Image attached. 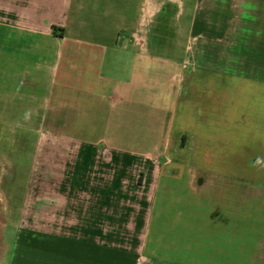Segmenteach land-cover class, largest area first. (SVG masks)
<instances>
[{"label": "crops", "instance_id": "1", "mask_svg": "<svg viewBox=\"0 0 264 264\" xmlns=\"http://www.w3.org/2000/svg\"><path fill=\"white\" fill-rule=\"evenodd\" d=\"M196 2L0 0V130L65 215L41 264H264V74ZM175 18L198 43H160Z\"/></svg>", "mask_w": 264, "mask_h": 264}, {"label": "rangeland", "instance_id": "2", "mask_svg": "<svg viewBox=\"0 0 264 264\" xmlns=\"http://www.w3.org/2000/svg\"><path fill=\"white\" fill-rule=\"evenodd\" d=\"M186 1L185 10H188L194 0ZM195 1L194 8L201 18L192 25L206 29V41L219 38L236 45L241 74L246 75L251 70H255V74H264L263 62H258V58L256 66L248 65L255 54L258 57L264 55V0ZM187 22L182 18L161 20L160 43H198L199 34L177 33L183 30L182 27L187 28ZM222 28L225 34H210ZM39 155L40 146H35L30 139L27 141V132L0 130V264H41L42 235L63 231L61 224L65 215L57 209L61 196L54 193V179L48 180L49 188L45 190V180L40 179ZM133 230L126 227L125 233ZM253 236L252 243L256 239Z\"/></svg>", "mask_w": 264, "mask_h": 264}]
</instances>
